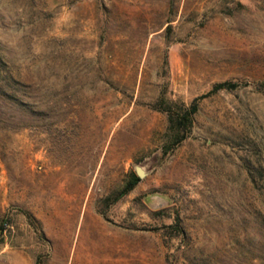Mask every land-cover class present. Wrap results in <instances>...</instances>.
Returning a JSON list of instances; mask_svg holds the SVG:
<instances>
[{"label": "rangeland", "instance_id": "1", "mask_svg": "<svg viewBox=\"0 0 264 264\" xmlns=\"http://www.w3.org/2000/svg\"><path fill=\"white\" fill-rule=\"evenodd\" d=\"M0 63V264H264V0H0Z\"/></svg>", "mask_w": 264, "mask_h": 264}, {"label": "trees", "instance_id": "2", "mask_svg": "<svg viewBox=\"0 0 264 264\" xmlns=\"http://www.w3.org/2000/svg\"><path fill=\"white\" fill-rule=\"evenodd\" d=\"M1 65V63H0ZM1 74V73H0ZM9 80L19 84L18 81H14L11 77H2L0 79V94L7 96L6 88L8 87ZM236 88V84L232 82H221L213 86L209 94L216 93L220 90H233ZM9 96V95H8ZM206 96V95H205ZM19 103L20 112H25V109L20 108L22 103L19 99L13 97ZM155 110L163 112L167 116V125L163 135V140L161 143L163 155L174 150L178 145H180L191 133L193 129L194 115L198 111L197 100H193L188 107H183L175 101H162L159 100L155 104ZM35 112V111H33ZM140 178L136 172L130 171L120 190L105 197L102 201V205L105 207L115 203L120 198L128 195L139 183ZM29 223L36 228L37 221L31 216H27ZM173 229L179 235L182 230L179 226V218L176 216L174 218Z\"/></svg>", "mask_w": 264, "mask_h": 264}]
</instances>
